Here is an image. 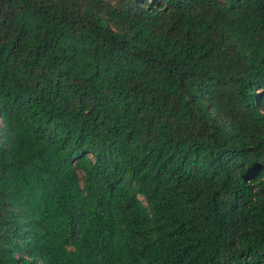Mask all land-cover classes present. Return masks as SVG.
<instances>
[{
	"label": "trees",
	"instance_id": "obj_1",
	"mask_svg": "<svg viewBox=\"0 0 264 264\" xmlns=\"http://www.w3.org/2000/svg\"><path fill=\"white\" fill-rule=\"evenodd\" d=\"M0 264H264V0H0Z\"/></svg>",
	"mask_w": 264,
	"mask_h": 264
}]
</instances>
